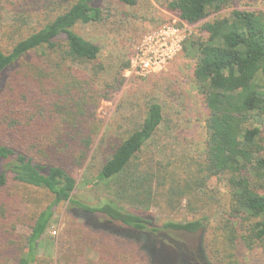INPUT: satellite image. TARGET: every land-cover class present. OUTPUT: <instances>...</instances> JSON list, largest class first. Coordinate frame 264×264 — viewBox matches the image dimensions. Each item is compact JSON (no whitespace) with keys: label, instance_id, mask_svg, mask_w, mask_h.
<instances>
[{"label":"trees","instance_id":"obj_1","mask_svg":"<svg viewBox=\"0 0 264 264\" xmlns=\"http://www.w3.org/2000/svg\"><path fill=\"white\" fill-rule=\"evenodd\" d=\"M99 1H66L35 27L29 26L31 15H18L8 34L10 44L5 49L0 44V264H34L52 215L64 204L84 227L131 241L147 264H172L179 255L180 264H232L238 245L264 254V11L233 9L202 23L199 36L183 45V55L194 61V84L207 113L197 160L141 162L144 146L163 122L161 106L151 102L142 122L125 131L97 175L100 183L114 186L118 202L90 206L73 198L72 170L83 165L95 144L102 126L96 115L100 103L124 82L119 74L100 84V49L75 31L78 24L104 21ZM115 1L129 7L137 2ZM233 3L164 0L162 6L195 25ZM219 176L229 190L228 218L213 244L223 250L212 252L213 262L203 252L207 246L193 249L191 259L172 249L162 252L165 240L188 249L163 231L206 232L208 223L159 226L148 209L200 201ZM21 190L45 196L26 236L16 233L29 200ZM125 203L144 212H128Z\"/></svg>","mask_w":264,"mask_h":264},{"label":"rangeland","instance_id":"obj_2","mask_svg":"<svg viewBox=\"0 0 264 264\" xmlns=\"http://www.w3.org/2000/svg\"><path fill=\"white\" fill-rule=\"evenodd\" d=\"M70 0H0V44L5 49L11 42L9 35L18 15H31L29 26H37L48 18L53 10H60ZM164 0H137L133 7L119 4L115 0H100L104 12L101 23L78 24L75 31L100 49L98 62L102 66L100 84L103 85L120 74L124 82L109 101H103L97 109V118L102 123L86 160L81 167L72 170L76 181L73 198L90 206L104 201L118 202L111 184L97 180L100 167L114 145L124 136L125 131L138 126L145 117L149 103L161 106L163 122L157 132L144 146L140 154L141 162H173L186 159L195 161L202 154L206 139L205 119L207 116L202 98L194 84V61L186 58L182 50L158 74L141 77L130 71L129 64L135 45L148 31L168 23L181 25L175 15L163 9ZM233 9L264 11V0H234L228 8L213 12L195 25L184 23L186 38L198 37L200 25L208 20L223 17ZM55 12V11H54ZM28 20V19H27ZM182 26V25H181ZM229 190L226 178H213L200 201L189 202L183 199L175 208L160 203L148 209L157 225L168 221H195L205 219L206 232L197 233L163 231L169 240L181 243L162 242L163 251L172 249L185 258L194 256L195 248L207 246L204 254L213 262L212 252L223 250L216 242L219 228L228 218ZM26 196L27 209L18 216L20 224L16 233L26 236L28 223L35 212L45 205L44 194L34 190H21ZM124 209L135 215L144 211L125 203ZM67 204L56 208L51 223L39 242L34 264H147L145 255L131 242L119 237L95 232L83 226L81 221L66 211ZM245 225V224H244ZM15 233V234H16ZM197 255V253H195ZM232 264H264V254L259 250H246L238 245L232 257ZM181 256L172 264H180ZM183 262V261H182Z\"/></svg>","mask_w":264,"mask_h":264},{"label":"built area","instance_id":"obj_3","mask_svg":"<svg viewBox=\"0 0 264 264\" xmlns=\"http://www.w3.org/2000/svg\"><path fill=\"white\" fill-rule=\"evenodd\" d=\"M182 25L162 24L146 32L135 45L129 61L130 71L145 77L158 74L181 52L186 38L184 22Z\"/></svg>","mask_w":264,"mask_h":264}]
</instances>
